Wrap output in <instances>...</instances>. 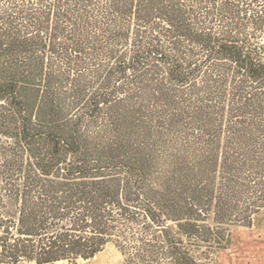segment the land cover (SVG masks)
Masks as SVG:
<instances>
[{"label": "trees", "instance_id": "1", "mask_svg": "<svg viewBox=\"0 0 264 264\" xmlns=\"http://www.w3.org/2000/svg\"><path fill=\"white\" fill-rule=\"evenodd\" d=\"M264 210V0H0V264H210Z\"/></svg>", "mask_w": 264, "mask_h": 264}, {"label": "rangeland", "instance_id": "2", "mask_svg": "<svg viewBox=\"0 0 264 264\" xmlns=\"http://www.w3.org/2000/svg\"><path fill=\"white\" fill-rule=\"evenodd\" d=\"M261 248V249H260ZM264 250V210L257 213L252 220L251 227L231 228L230 238L223 248L219 249L214 255L210 264H236L237 261L243 262L248 257L260 256ZM31 264V263H22ZM55 264H69L59 262ZM75 264H136L128 263L126 259L115 249L108 245L101 253L94 258ZM245 264V263H242Z\"/></svg>", "mask_w": 264, "mask_h": 264}, {"label": "crops", "instance_id": "3", "mask_svg": "<svg viewBox=\"0 0 264 264\" xmlns=\"http://www.w3.org/2000/svg\"><path fill=\"white\" fill-rule=\"evenodd\" d=\"M242 263H245V264H264V250L260 254V256L254 255L252 257L246 258V260H244L243 262H241L240 260L236 262V264H242Z\"/></svg>", "mask_w": 264, "mask_h": 264}]
</instances>
